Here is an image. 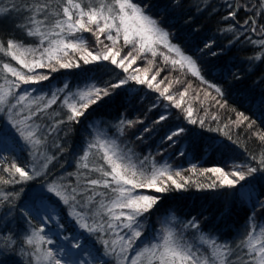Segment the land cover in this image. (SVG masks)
<instances>
[{"label": "trees", "instance_id": "trees-1", "mask_svg": "<svg viewBox=\"0 0 264 264\" xmlns=\"http://www.w3.org/2000/svg\"><path fill=\"white\" fill-rule=\"evenodd\" d=\"M60 2L0 0V8L9 10L0 13V44L6 47L7 41L13 39L26 47L46 46L39 44V37L26 34L35 26L29 17L45 20L40 27L47 30L54 17L37 14L36 9L48 5V11L55 13ZM80 2L85 7L89 3L97 4V0ZM134 2L144 6L147 14L168 32L170 43L196 63L200 76L192 75L187 66L181 68L165 61L164 56L178 57L160 47L155 58L150 53L145 54L137 59L128 73L135 75V69L148 68V77L156 75L153 84L159 83V90L128 81L113 96L91 106L79 122H68L65 100H72L73 96L78 97L79 92L91 87H109L128 74L110 62L84 65L79 54L71 52L69 55L79 62V68H58L55 73L47 68L37 69L36 73L46 74L50 79L21 85L16 92L17 95L29 93V99L43 96L44 102L51 99L52 93L57 95L55 104L28 121L34 126L35 139L40 143L33 145L22 139L9 124L7 113L0 112V128L9 133L5 137L8 148L0 157V180L18 179V174L13 177L3 170L12 163L25 167L30 174L36 170L41 172L29 181L0 183V264H35L40 256L37 252L39 244H29L28 238L33 231L41 228L50 230L52 227L63 228V234H77L96 256L102 258V262L93 259L91 264H116V255L106 254L104 241H109L108 248L111 249V242L117 236L107 229L106 210L100 209L99 204L101 199L107 204L113 194L108 189L88 185L89 180L101 178L99 173L91 170L93 167H107L98 146L89 148V144H95L97 140L113 143L121 154L131 157L132 162L147 172L153 166L167 167L173 173L180 171L190 182L183 190H172L162 195L150 193L147 189L138 190L144 194L160 195V202L150 213L138 218L142 236L134 251L162 243L166 231H171L178 242L191 246L202 257H211L212 248L203 243L204 239H210L228 246L230 264L251 261V254L243 242L249 233L259 236L264 229V171L246 176V180L241 182L243 189L239 186L238 189L203 186L216 179L205 169L219 167L227 172L247 173L248 167L259 169L258 161L264 156V141L260 139L264 135V0ZM76 35L85 39L89 49L102 50L103 46L97 45L91 33ZM101 40L110 43L104 36ZM120 44H123L122 40ZM129 51L131 47L124 48L122 55ZM4 63L27 71L0 53V84L5 87V81L14 80V77L3 73ZM165 87L169 88L165 95H171L172 101L160 95ZM215 87L221 89V94L215 92ZM181 92H186V95L177 108L174 102L181 99ZM44 102H41V107ZM189 107L193 111L191 119L196 121L194 124L189 123L186 115ZM35 108L36 105L32 109L24 108L17 119H23ZM238 113L249 119L237 122ZM161 115L167 119L156 123ZM176 129L185 131L174 138V142L168 141L166 136ZM84 152L89 153L87 160L83 159ZM45 163L47 168L43 167ZM84 163L89 167H82ZM49 184L58 186L69 196L76 189V200H70L74 209L48 193ZM94 192L106 195L94 196L92 202L83 207ZM41 199L53 206L56 224H44L36 215L34 205ZM29 209L32 210L31 215ZM74 211L80 212L90 226L104 224L106 230L89 232L80 229V224L72 217ZM192 221L197 227L190 226ZM116 232L128 235L127 229H116ZM116 248L118 251L119 244ZM41 249L44 250L43 245ZM125 264H130V261Z\"/></svg>", "mask_w": 264, "mask_h": 264}, {"label": "snow or ice", "instance_id": "snow-or-ice-1", "mask_svg": "<svg viewBox=\"0 0 264 264\" xmlns=\"http://www.w3.org/2000/svg\"><path fill=\"white\" fill-rule=\"evenodd\" d=\"M7 11L9 10L0 8V13ZM36 12L37 14L43 13L45 17H54L47 30H42L40 27V25L45 24V20H38L36 16L29 17L35 26L30 28L26 34L30 37H39V44L42 46L46 44V46L41 48L26 47L13 39L7 41L6 47L0 44V53L10 57L20 66V69L27 70L26 72L18 70L10 63L3 64V73L10 74L14 80H6L7 87L0 84V112L7 113L11 127L16 129L19 136L30 144L37 145L40 140L35 139L34 126L28 121L38 112H42L55 104L57 95L52 93L51 99L44 102L43 96L29 99V93L17 95L16 90L20 89L21 85L38 84L50 79L46 74L36 73L37 69L47 68L55 73L58 68H79V62L69 55L70 52L78 53L79 60L83 61L84 65L101 61L110 62L128 74L129 69L136 64L137 59L148 53L155 58L158 55L157 49L162 47L166 48L169 53H175L178 57V59H174L164 56L165 61H170L173 66L180 65L181 68L187 66L192 75L200 76L196 63L184 55L179 47L170 43L168 32L164 31L157 21L147 14L144 6L138 5L134 0H97V4L89 3L87 7L80 0H61L55 13L48 11V5L38 6ZM231 15L235 16V13ZM77 33H91L95 36L97 45L103 46L102 50L93 51L89 49L85 39L77 36ZM101 36H104L105 40L110 43L101 40ZM68 37H75V39H68ZM121 40L123 41L122 45L120 44ZM128 47H131V51L122 55L123 49ZM148 63L151 65L152 61L149 60ZM135 72L137 74H128L109 87H91L86 91L79 92L78 97L73 96L72 100H65V106L68 110L67 121L79 122L91 106L113 96L116 90L124 87L128 81H134L137 85L147 84L149 89L159 90V83L153 84V81H156V75L149 79L148 68H137ZM209 87L213 86L209 85ZM168 91L169 88L165 87L163 91H160V95L172 101L171 95H165ZM215 92L221 94V89L215 87ZM185 95L186 92L180 93L181 99L174 102L175 107L181 106ZM13 100L15 102H12ZM41 102H44L42 107ZM33 105H36L34 110H31L23 119H17L21 116L24 108L32 109ZM18 108L19 110H17ZM186 115L189 118V123H196L195 120L191 119L193 115L191 107L186 110ZM166 119V116L161 115L156 123ZM248 119L243 113L237 114V122L239 123ZM63 122L60 121V123ZM201 123L203 122L201 121ZM249 126L251 127V124ZM144 130L149 131V129ZM184 131V129L173 130L166 136V139L174 142V138L182 135ZM8 134L7 130L0 128V142ZM260 139L264 141V135H261ZM97 146L98 151L102 153L101 159L107 167H93L91 170L99 173L101 178L89 180L88 185L92 188L108 189L113 194L107 204L104 203L103 199L100 200L99 204L100 209L106 210L107 229H111L117 236V239L111 242V249L108 248L109 241H104L106 254H115L116 264H125L126 261H130V264H230L227 245H219L215 240L204 239L203 243L212 248L211 257L206 258L200 256L191 246L178 242L171 231H166L162 243L143 246L138 251H134L142 236L138 218L150 213L160 202V195L144 194L138 190L147 189L150 190V193L162 195L172 190H183L190 182L182 176L180 171L173 173L167 167L153 166L150 172L139 168L136 163L132 162L131 157L121 154L111 142L97 140L95 144H89L90 149ZM88 156L89 153L84 152L83 159L87 160ZM258 163L260 164L259 169L248 167L247 173L243 171L227 172L219 167L205 169V172L212 173L216 179L203 187L238 189L239 186V189H243L244 186L241 182L246 180V176H251L257 171H264V156L259 159ZM47 166V163L43 165L44 168ZM82 167L88 168L89 165L84 163ZM3 170L13 177L18 174V179L0 180V183L3 184L21 183L41 175L39 170L30 174L25 167L17 163H12L9 168ZM72 191L73 195L69 196L54 184H49L47 187L48 193L54 194L65 205L74 209V205H70V200H76L77 190L73 189ZM105 195L104 192H94L93 196H89L82 206L86 207L88 203H91L94 196L104 197ZM241 195H243L242 192ZM5 199L7 198L5 197ZM28 211L31 215L32 210L29 209ZM35 211L37 216L41 212L47 214V206L43 199L40 201V207L36 208ZM74 215L80 227L89 232H104L106 230L104 224H99L96 227L90 226L85 222V218L80 212L74 211ZM190 226L195 228L197 224L192 221ZM116 229H127L128 235H121L116 232ZM41 232H43V228L34 231L27 242L29 244L34 242L51 244L52 241H45V237L40 235ZM243 243L252 257L247 264H264V229L261 230L259 236L249 233L248 238ZM117 244H119L118 251ZM37 252H40L43 264H61L60 259L56 258L52 251L43 250L41 252L37 248Z\"/></svg>", "mask_w": 264, "mask_h": 264}, {"label": "rangeland", "instance_id": "rangeland-1", "mask_svg": "<svg viewBox=\"0 0 264 264\" xmlns=\"http://www.w3.org/2000/svg\"><path fill=\"white\" fill-rule=\"evenodd\" d=\"M7 148L8 143L4 138V140L0 142V157H2V153L7 150ZM44 204L47 206V214L41 212L38 217L44 224L47 222H54L56 224L57 216L53 206L45 202ZM38 207H40V201L36 202L34 205L35 209ZM72 217L75 218L74 213ZM79 228L83 229L80 226ZM40 235L45 237V241L51 240L52 243L48 244L45 242L43 244H37L38 248L42 252L43 250L41 247L43 245L44 250L52 251L54 256L60 259L61 264H91L93 259H98L102 262V258L96 256V254L90 250L87 244L77 234H63V228L52 227L50 230H44ZM38 257L39 258L35 264H43L41 255Z\"/></svg>", "mask_w": 264, "mask_h": 264}]
</instances>
